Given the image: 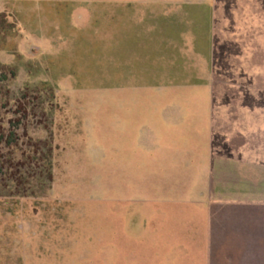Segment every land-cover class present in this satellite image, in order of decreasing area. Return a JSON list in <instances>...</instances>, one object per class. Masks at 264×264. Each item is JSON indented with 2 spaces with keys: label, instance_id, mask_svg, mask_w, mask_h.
Returning <instances> with one entry per match:
<instances>
[{
  "label": "rangeland",
  "instance_id": "rangeland-1",
  "mask_svg": "<svg viewBox=\"0 0 264 264\" xmlns=\"http://www.w3.org/2000/svg\"><path fill=\"white\" fill-rule=\"evenodd\" d=\"M111 1L0 0V264H264V126L233 120L214 145L200 122L184 145H143L151 99L111 89L95 57ZM239 1L216 21L232 80L210 87L264 106V0ZM189 98L163 105H210Z\"/></svg>",
  "mask_w": 264,
  "mask_h": 264
},
{
  "label": "crops",
  "instance_id": "crops-1",
  "mask_svg": "<svg viewBox=\"0 0 264 264\" xmlns=\"http://www.w3.org/2000/svg\"><path fill=\"white\" fill-rule=\"evenodd\" d=\"M111 2L109 37L102 41L105 46L95 49V57H109L107 66L111 89L138 91L141 96L151 99L144 115L135 117L144 125V131L139 136L143 145H170L177 140L184 145L183 140L198 136L197 125L200 122L211 124L212 129L207 134L214 145L230 141L231 135H234L230 129L233 120L254 125L255 130L250 136H262L259 126H264V106L241 104L232 108L221 105L210 87L216 77L224 82L232 80V75L226 71L232 54L228 52V46L223 45L224 39L219 37L216 24L222 0ZM239 7L234 11L236 16L241 17L238 24L240 21L243 23L244 15L252 14L246 4ZM221 18L222 26L227 27L229 22ZM238 28L243 30L242 33L252 30V26L240 25ZM254 68L251 65L249 69H244V77L246 72L250 73L246 77L249 83L252 81L251 71L257 72ZM199 90L208 94L210 105L199 106L196 102H193L194 105H163L167 99L178 103L184 99L187 101L189 97L193 100ZM198 115L208 117L199 119Z\"/></svg>",
  "mask_w": 264,
  "mask_h": 264
}]
</instances>
